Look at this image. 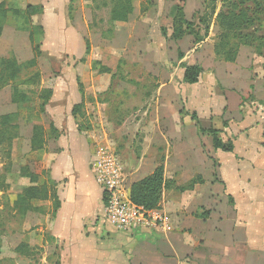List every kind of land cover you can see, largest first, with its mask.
<instances>
[{
    "label": "crops",
    "instance_id": "1",
    "mask_svg": "<svg viewBox=\"0 0 264 264\" xmlns=\"http://www.w3.org/2000/svg\"><path fill=\"white\" fill-rule=\"evenodd\" d=\"M29 4L42 7L41 13L32 16V25L44 31L42 54L35 55L30 32L20 29L10 15L0 38L1 46L7 29L12 28L8 52L0 54V58L15 57L20 63L37 58L40 83L23 86L25 91L32 90L30 100L33 97L36 106H31V101L12 103L11 85L0 93L8 92L10 102L17 108L3 114L19 111L20 137L14 142L13 156L15 151L20 152L22 144L27 148L24 163L17 169L19 176L20 168L26 165L38 176L36 183L20 176L24 180L21 192L30 185L48 184L50 198L34 199L33 209L18 220L20 227L16 231L22 240L17 247L27 244L34 249L40 245L45 249L42 264H264V113L255 114L250 105L241 107L238 102V111L234 112L229 108L235 103V88L228 84L232 80H226L216 69L205 71L200 63L179 56L178 68L161 73L167 74V82L158 86L163 102L157 101L156 116L145 120L146 134H158L147 138L149 145L141 150L135 165H129V171L122 163L130 191L134 182L151 175L163 163L165 179L170 183L163 191L160 208L170 216L173 230L121 231L105 217V190L96 180L92 163L97 145L107 143L104 122H123L122 105L114 92L116 80L132 84L136 81L122 73V59L115 57L113 45L104 46L106 55L103 51L99 57L91 53L87 32L72 28L78 19L75 14L69 17L66 0H41L26 7ZM144 11L140 20L132 19L135 9L127 22L114 23L118 28L126 25L129 41L145 39L147 24H160L158 15ZM172 34L173 30L170 34L162 32V38L176 40ZM208 40L209 37L197 45ZM239 54L240 50L233 62L216 55L233 64ZM46 57L52 62H46L48 70L44 73L41 66ZM194 64L201 65L204 71L198 82L187 83L185 67ZM243 79L239 77L240 85L244 84L242 90L247 85ZM263 82L264 73L251 81L250 87L257 84V92L264 94ZM45 88H50L52 94L42 111L39 95ZM25 108L26 113H20ZM167 109L174 111L172 126L186 127L187 134L179 129L181 134L174 139L162 128L169 125ZM182 111L187 114L182 116ZM192 113H196V119ZM38 124L45 127L46 144L32 150L33 129ZM51 126L58 131L56 136ZM201 127L219 130L224 141L233 142L234 150L216 149L212 135L200 132ZM155 142L159 146L153 145ZM160 148H165L161 158L166 159L156 162ZM134 175L138 177L134 179ZM198 177L202 181L193 188H182Z\"/></svg>",
    "mask_w": 264,
    "mask_h": 264
},
{
    "label": "rangeland",
    "instance_id": "2",
    "mask_svg": "<svg viewBox=\"0 0 264 264\" xmlns=\"http://www.w3.org/2000/svg\"><path fill=\"white\" fill-rule=\"evenodd\" d=\"M7 1L12 6L23 9L28 3L37 4L41 2V0ZM150 1L137 0L135 2L137 13L132 15V19L137 18L140 20L139 15H142L145 12L144 10L147 9V12L151 11L152 16L158 15L160 24H155V27L152 26V23L147 24L145 28L146 38L138 41L136 39L130 40L131 43H129L126 25L118 28V25H114L111 20L112 9L118 3V0H66L68 10L69 6L72 5L74 7L73 14L78 19L72 28L87 32L91 53H94L95 57H99L102 54L106 55L103 51L104 46L108 44L113 45L116 52L115 57L122 59V73H125L129 78L136 81V83L132 84L120 79L116 80L114 92H117L116 100L121 102L122 105L121 115L123 122L121 124H117L116 120H110V124L106 121L104 122L108 135L106 139L107 143L103 144L109 145L114 150L121 162L127 165L128 171L130 169L128 168L129 165L134 166L135 164L133 163L139 160L141 150L149 145V139L147 140V138H153L158 134L156 132H147L146 134L147 127L145 120L154 118L157 109L156 102L159 101L160 104L163 102L162 98L164 96L158 94V86L167 82V78L165 77L167 74L165 73L162 76L161 73L178 68L177 60L180 54H183L184 57L187 56L186 60L189 62L203 65L205 71L216 69L224 77L226 76V80H232L228 84L235 88L233 89L234 93H232L235 97V103H231V106L229 104V108L231 107L234 112L238 111L236 107V103L238 102V105L241 107L250 105L255 114L260 111L264 113V94L257 92V84H252L250 87V82L264 73V45L258 40L255 46L246 47L243 46V42L237 36L238 33L233 32L228 35L227 32H224L217 18L218 12L223 7V0H217L215 13H213L215 5L212 3V0ZM176 6L183 7L186 17L193 20L195 26L192 30L196 33L204 35L208 23L209 33L206 36V38L209 37L208 41L198 46L195 42L196 38L194 34L187 35L180 41L162 38V32L170 34L173 30L172 9L173 7L176 9ZM202 18L206 20L202 22L200 20ZM70 25H73V22H70ZM252 29L253 27L243 31L247 33L252 31ZM257 30L264 34V20L257 25ZM11 33L12 28H8L5 34L6 38L0 46V54L8 50V41ZM219 41H221L220 47L222 52L228 49L239 48V58L235 63L227 64L217 58L216 45ZM196 47L198 48L195 50ZM101 51L104 53L101 54ZM107 54L110 56L112 53L108 52ZM46 62H52L50 57H46V61L42 62L41 67L44 73L48 70ZM56 65L58 64L55 62L54 66ZM178 72L180 73V70ZM247 74H249V79L247 78ZM230 75L232 77L236 76L238 79L235 80ZM239 77L240 79H243V77L248 79H243L247 83L243 90L241 87L244 84L243 86L240 85L242 80H239ZM173 84L176 85V80ZM221 86L223 87V85ZM165 89L171 91L168 87ZM223 91L225 92V90ZM30 101L31 106H36V100L33 97ZM14 110H17V108L10 102L9 93H0V115ZM23 111L26 113V108L25 110H20V113H23ZM165 111L169 125L162 126V128H165L174 139H176L177 135L181 134L179 133V129L181 132L187 134L186 127L184 129L183 126H172L174 111L172 109ZM149 128L152 130L154 127L151 126ZM171 142H173V145L177 144L174 140ZM153 145L159 146V142H155ZM2 149H7V147L0 143V180L1 175L4 174L5 165L8 160L5 158ZM26 150L27 148L22 144L20 152H14V156H12L13 172H11L12 174L7 172L6 177V183L10 185V188L5 192L1 191L0 188V264H42V258L45 256V249H40V245L38 244H36L37 247L34 249H25L23 251L25 254H20L16 251L17 245L22 240L16 231L20 227L17 223L20 218L11 209V203L16 199L17 194L21 192L24 184V180H20L21 177L17 169L19 165L24 163V151ZM161 151H165V148H160L156 151V162L166 159L161 158L163 155ZM20 153L23 154L21 155ZM151 153L152 149H149L148 154ZM137 177L138 175L133 176L134 179Z\"/></svg>",
    "mask_w": 264,
    "mask_h": 264
},
{
    "label": "trees",
    "instance_id": "3",
    "mask_svg": "<svg viewBox=\"0 0 264 264\" xmlns=\"http://www.w3.org/2000/svg\"><path fill=\"white\" fill-rule=\"evenodd\" d=\"M137 0H118V3L114 6L111 12L112 23L115 22H127L132 13L136 9ZM152 1V0H151ZM150 1V2H151ZM215 5L213 13L216 12L217 0H212ZM223 7L217 14L218 22L220 27L230 33H238L239 39L243 42V45L253 47L257 41L260 40L261 44L264 41V34L258 32L257 25L264 20V0H223ZM73 9V10H72ZM72 10V11H71ZM173 34L172 38L179 40L187 35L194 34L195 42L205 40L209 33V25L207 23L206 32L204 35L196 33L192 28L195 26L193 20H190L185 15L183 7H173ZM74 7L69 6L68 14L72 18ZM42 12V7L38 5L29 4L24 9L12 6L9 1L4 0L0 3V38L3 33L4 25L6 24L10 15H13L16 19L17 25L20 29H26L30 32V38L34 46V52L36 56L42 54L41 50V38L44 34L43 28L38 25H32V16ZM202 22L206 19H200ZM206 23V22H205ZM253 27L252 31L244 33L243 30ZM221 41L216 45L217 55L226 61L233 62L236 60L239 52V48L228 49L222 52L220 47ZM184 55L180 54V58ZM185 71V82L196 83L199 80L200 75L204 71L203 67L199 64L187 65ZM37 69V58H33L24 63L17 61L15 57H1L0 58V91L8 85L12 87V103L24 104L30 101L29 93L31 91H25V85H39L40 73ZM52 91L50 88L43 89L39 95L42 103L40 108L43 111L44 106L50 99ZM182 116L187 114L185 111L181 112ZM194 119L197 118L196 113H192ZM19 114L12 112L8 114L0 115V143L4 144L7 149H2L7 163L5 165L4 174L1 175L0 188L1 191L5 192L8 190L10 185L6 183L7 172H12V156L14 149V142L20 137V130L18 124ZM202 132H209L213 138V144L216 149H222L224 151H233L234 144L231 140L225 142L221 136L220 131L216 129L206 130L200 128ZM51 132L53 136L58 134V131L51 126ZM46 144V131L44 125H35L33 129V136L31 139L32 150H40L44 148ZM20 176L29 178L32 183L38 181V176L32 173L29 167L22 166L20 168ZM202 181L201 177L191 180L185 189L193 188L194 185ZM169 183L164 176V165L160 163L156 170L149 176L134 182L131 185V198L132 200L147 209H154L160 207L163 191L169 186ZM50 198L49 185L44 184L30 185L25 187L20 192L16 199L13 201L11 209L15 215L21 219H24L27 213L33 209L32 201L34 199L46 200ZM59 205L58 200L56 201L55 208ZM1 246V242H0ZM30 246L22 244L16 248L17 252L24 253L25 249H29ZM25 254V253H24Z\"/></svg>",
    "mask_w": 264,
    "mask_h": 264
},
{
    "label": "built area",
    "instance_id": "4",
    "mask_svg": "<svg viewBox=\"0 0 264 264\" xmlns=\"http://www.w3.org/2000/svg\"><path fill=\"white\" fill-rule=\"evenodd\" d=\"M92 166L97 182L105 190L104 213L110 224L121 231L135 228L173 230L170 216L165 210L160 207L147 209L132 200L124 166L109 145H97Z\"/></svg>",
    "mask_w": 264,
    "mask_h": 264
}]
</instances>
